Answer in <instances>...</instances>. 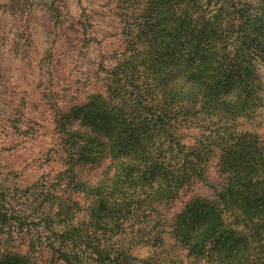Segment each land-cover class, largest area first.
I'll return each instance as SVG.
<instances>
[{"label": "rangeland", "instance_id": "rangeland-1", "mask_svg": "<svg viewBox=\"0 0 264 264\" xmlns=\"http://www.w3.org/2000/svg\"><path fill=\"white\" fill-rule=\"evenodd\" d=\"M209 34L216 40L197 0H0V195L26 215L59 198L63 207L46 209L58 216L78 201L77 224L87 221L95 198L115 209L137 200L124 194H136L127 188L148 166L140 158L137 169L136 154L151 147L167 156L172 131L167 140L152 136L147 111L153 105L128 95L120 101L111 79L135 58L130 70L159 72L163 89L175 86L177 63L183 67L195 54L194 69L205 64ZM216 65L222 73L223 61ZM258 68L264 82V63ZM223 73L214 94L242 93ZM247 103L263 105L241 117L198 116L194 124L171 115L181 123L173 133L180 152L171 157L186 154L200 174L169 187L162 201L147 199L121 226L112 245L117 254L127 249L123 264H264V89L242 94L235 110ZM121 171L129 180L119 188L112 176ZM203 236L210 238L205 245ZM5 239L0 232V250L5 243L28 254V264L39 258L33 242Z\"/></svg>", "mask_w": 264, "mask_h": 264}, {"label": "trees", "instance_id": "trees-1", "mask_svg": "<svg viewBox=\"0 0 264 264\" xmlns=\"http://www.w3.org/2000/svg\"><path fill=\"white\" fill-rule=\"evenodd\" d=\"M197 5L200 9V17L207 24L209 32L211 30L218 32L216 40L210 37L211 34L208 35L212 48L206 53L205 64L198 71L194 69L195 64L191 65L196 59L195 54H191L183 67L177 63L175 79H173L176 85L165 86L166 88L163 89L159 81V72L144 73L137 67L130 70L129 66L134 63L133 61H137L132 58L130 62H126V67L124 66L122 71L119 70L111 79L114 84L116 83L115 92L118 93L119 100L120 96L128 95L131 101L140 105L143 101L153 105L147 111L148 128L153 131L152 136L167 140L172 131L169 145V150L172 152L164 156L165 158L160 156L161 152L157 154V151L151 147H148V151L141 150L136 154L134 160L137 164L136 168L139 169L142 165V162L139 163L140 158L148 163V166L146 172H139L136 176L140 181L127 188L132 187L136 194L132 197L129 192L124 194L130 199L136 197L137 200L126 204L124 208L115 209L106 206L102 199L95 198L86 210L87 221L77 224L76 218L80 213L77 211V206L81 205L78 201L71 204L68 202L70 210L65 213L60 211L58 216H48L46 209L63 207L64 201L60 202L59 198L54 201L49 200V204L37 206L33 214L26 215L24 210L18 208L17 201L10 202L0 195V232L6 236L5 241L14 237L20 241L24 240V243L33 242L31 248L37 250L39 258L35 261L31 259L33 261L30 260L31 264H108V261H118L119 264H123L128 255L127 249L121 247V251L117 254L112 245L114 238L122 234L121 226L144 208L143 204L147 199L162 201L169 187L176 186L185 178L196 180L200 174L199 168L186 164L192 162L184 159L186 154H182L184 157L177 161L171 157L180 147V142L176 143L173 135L179 124H194V119L198 116L222 120L227 113H232L241 117L244 116L245 111L242 112L244 109L251 107L256 111L263 105L257 103L249 106L250 103H247L242 110H235L242 94H257L264 89V82L258 72V65L264 63L262 55L264 24L259 26L264 16V0H197ZM183 10L184 8H181L178 13ZM222 61V71L227 72L228 77L233 81L231 83H237L238 88L242 90V93L238 91L231 99L225 90V95L221 98L214 94V91L219 89L220 78L225 75L223 72L220 73L219 67L216 71V63ZM225 89L228 87L226 86ZM160 94H163L162 97H159ZM186 95L188 97H185ZM228 105L233 107L232 112L224 110L223 107ZM173 114L181 116L182 122L179 123L172 118ZM123 164L127 169L133 168V165ZM262 171L264 175V170ZM125 178L128 179V176L122 174V171L119 175L112 176L115 185L119 188L127 183ZM148 179L153 180L154 183H145ZM43 189L46 188H41V192ZM46 193L47 195L50 193V188ZM112 211L116 217L109 216ZM82 224L97 228L87 227L86 230H81L79 226ZM111 225L116 227L114 231H110L111 228L107 230ZM209 239L203 236L200 242L205 245ZM3 245L2 249L6 251L0 250V264H28V254L18 252L16 249L10 250L5 243ZM3 257L4 261H2Z\"/></svg>", "mask_w": 264, "mask_h": 264}]
</instances>
